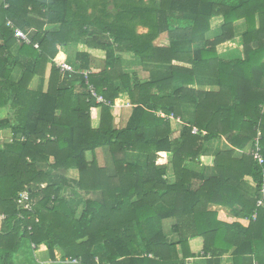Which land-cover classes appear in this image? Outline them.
<instances>
[{"label":"trees","instance_id":"1","mask_svg":"<svg viewBox=\"0 0 264 264\" xmlns=\"http://www.w3.org/2000/svg\"><path fill=\"white\" fill-rule=\"evenodd\" d=\"M239 20L242 56H224ZM68 45H76L75 71L62 74ZM88 48L105 52L97 72ZM121 52L148 76L125 71ZM122 92L132 108L116 126L111 109ZM1 108L0 131L12 137L0 146V264H15L23 238L39 261L222 264L229 256L264 264V200L256 205L264 185V0H0ZM258 134L263 163L250 152L236 156ZM210 154L213 164L196 170ZM71 169L76 179L64 175ZM24 189L30 210L16 202ZM209 205L248 224L223 221ZM196 238L200 253L191 251Z\"/></svg>","mask_w":264,"mask_h":264},{"label":"crops","instance_id":"2","mask_svg":"<svg viewBox=\"0 0 264 264\" xmlns=\"http://www.w3.org/2000/svg\"><path fill=\"white\" fill-rule=\"evenodd\" d=\"M221 22H222V18L220 16L219 17H215L212 20V27H218ZM244 29H245V25H244L243 20H239V21H237L235 23V34H236L235 38L236 39H235V41H232V42L230 41V42L224 43L222 45V49L221 50H223L222 52H223V54H225L224 56H230V57H241L242 56V47H241L239 38H240V35L242 34V32L244 31ZM232 43H236L237 46H235V47L229 46ZM87 51L92 56L97 58L98 63L103 61V59L105 58V52L103 50H101V49L88 48ZM70 60H72V58L69 59L68 55H66L64 61H67L68 63H71ZM97 71H99V69L97 70V68L95 66L91 67V72H97ZM38 83H39L38 77H34L33 80L31 81V84H30L29 87L31 89H36L38 87ZM46 85H47V81H44L43 90L46 89ZM198 88H203V89L212 88V89H216V87H214V86H212V87H210V86H200ZM116 101H120L121 103L117 104V102H116V104H114L112 109H111V112L114 115V123H115V125L117 124L116 121L118 120V114L122 110L127 109V113H128L127 118H128L129 115H130V112H131V108H132V106H131V104L129 102V99H128V95L125 92L120 93L119 97L116 98ZM99 113H100V110L97 109L96 118L93 119V121H92V124L94 126H96L98 124ZM6 116H7L6 109L5 108H1L0 109V119L5 118ZM127 118H126V120H127ZM126 120H125V122H126ZM0 133H3L5 136H10V140H11L12 134H11V132L9 130H3V131H0ZM1 143L2 142H0V146L2 145ZM219 144H220L221 148H228L230 146L225 141L224 138L220 140ZM250 147L251 146H247L244 149H237L236 150V156H239L242 153L249 154V152L251 151ZM212 164H213V156L211 154L207 155V156H202L199 159V164L195 166V169L199 170V169H201L200 167H202V165L210 166ZM71 170H73V169H71ZM73 175H74V173H73ZM169 179H172V175L170 174V172H169ZM248 181L251 182L250 180H248ZM209 209L217 211L218 218L223 220V221L232 222V221L237 220V221L241 222L243 225H247L248 224V219L237 218V217L232 216L229 213V208H227V207L220 206V205H209ZM190 246H191V251L192 252L200 253L201 248H202V239H200V238L193 239L190 242ZM38 256L40 257V259L42 258L41 260H43V261H39V260H37L35 258V254L32 251V244L31 245L28 244V246H26V245L23 246V247L21 246L19 248V250H17L15 252V254L13 256V259H14L15 264H77L78 263L77 261H74L73 259L72 260H63V261L59 260L58 258L54 259V260H47V259H45V256H43V255L41 256V254L38 255ZM190 261L188 262V264H193V260H190ZM221 263L222 264H232V259L229 256H224L222 258V262Z\"/></svg>","mask_w":264,"mask_h":264},{"label":"rangeland","instance_id":"3","mask_svg":"<svg viewBox=\"0 0 264 264\" xmlns=\"http://www.w3.org/2000/svg\"><path fill=\"white\" fill-rule=\"evenodd\" d=\"M52 28H56V27L54 26ZM144 30L145 29L142 28V27H139L138 28V32H143ZM157 43L158 44H166L167 43L166 37H161L159 40H157ZM229 46L235 47L237 45H236V43H232ZM75 47H76V45H68L67 55H68V58L69 59L73 57ZM120 55L122 56V67H124V70L125 71L134 72V73L138 74L141 78H143V77L146 78L148 76V69H145L144 70L145 72H144L142 70V67L140 66V64L137 61H134L132 58H130L129 55H127L124 52L123 53L121 52ZM129 59H131L132 61L127 62ZM64 60H65V58H64ZM99 65H100V67L99 66L98 67L96 66L97 67V70L103 66V61L99 62ZM92 66L94 67V65H92ZM48 72H49V65H47L46 72H45V76L48 75ZM116 102H117V104H120L121 103L120 101H116V99H115L114 104H116ZM127 116H128L127 109L122 110L118 114V120L116 121L117 122L116 126H122V125H124ZM171 123H172V127L174 129H177L180 126V122H177V120H175V119H173L171 121ZM176 132H177V130H175V133L174 134H176ZM9 140H10V136H5L3 133H0V142H2L1 144H3V142H5V141L8 142ZM96 156H97L98 161L102 165L107 161V155H106V153L103 150L102 151L101 150H98L97 153H96ZM89 158H90V156H89ZM73 173H74V175H73ZM64 175L67 176L68 178H70V177L72 178L73 177V178L76 179L78 177V174H77L76 170L75 171L74 170H68V171H66V173ZM79 213H80V208L78 209V212L76 213V215L78 216ZM169 224H170V222H167L165 224V230L166 231H168L167 229H168V225ZM168 234L170 235L169 232H168ZM28 244L29 243H28L27 238H23L22 239V244L20 245V247L21 246L23 247L25 245L28 246Z\"/></svg>","mask_w":264,"mask_h":264},{"label":"built area","instance_id":"4","mask_svg":"<svg viewBox=\"0 0 264 264\" xmlns=\"http://www.w3.org/2000/svg\"><path fill=\"white\" fill-rule=\"evenodd\" d=\"M4 6H7V4H5ZM7 25L11 28H13L14 30V36L18 41L24 42V43H30V38L28 36V33H26L24 30H22L19 27H15L10 21L7 22ZM60 72L62 74H64L65 72H73L75 71L74 66L71 63H68L66 61L58 64ZM85 77L88 74V71H83ZM89 90L91 92V94L93 96L96 97L97 101H102V98L100 96H98L94 90V88L92 86L89 87ZM161 116H165L164 114H161ZM166 118H169L171 120L175 119L177 120V122H181L179 118H173V115H169L166 116ZM195 131V129L193 130ZM255 144H254V148L251 149L250 153L252 154L253 158H255L257 160V162L259 164L263 163V157L260 154L259 150V145H258V140H259V134L255 139ZM263 200H264V185L261 188V197L259 199H257L256 201V205L260 206L263 204ZM17 204L22 207L23 209L26 210H30L32 208V200L30 199V195H29V190L24 189L21 192H19L18 197L16 199ZM5 218V214L0 213V220ZM30 228V227H29ZM74 261H77V259H73Z\"/></svg>","mask_w":264,"mask_h":264},{"label":"water","instance_id":"5","mask_svg":"<svg viewBox=\"0 0 264 264\" xmlns=\"http://www.w3.org/2000/svg\"><path fill=\"white\" fill-rule=\"evenodd\" d=\"M44 1H46V0H44Z\"/></svg>","mask_w":264,"mask_h":264}]
</instances>
